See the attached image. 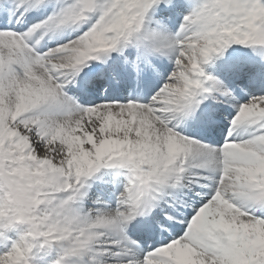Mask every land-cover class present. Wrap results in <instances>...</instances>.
<instances>
[{
    "label": "snow or ice",
    "instance_id": "snow-or-ice-1",
    "mask_svg": "<svg viewBox=\"0 0 264 264\" xmlns=\"http://www.w3.org/2000/svg\"><path fill=\"white\" fill-rule=\"evenodd\" d=\"M0 264H264V0H0Z\"/></svg>",
    "mask_w": 264,
    "mask_h": 264
},
{
    "label": "rangeland",
    "instance_id": "rangeland-1",
    "mask_svg": "<svg viewBox=\"0 0 264 264\" xmlns=\"http://www.w3.org/2000/svg\"><path fill=\"white\" fill-rule=\"evenodd\" d=\"M146 87L150 90L152 87H154V85H147ZM124 96L125 95L122 93L121 97L123 98ZM103 99H104L103 96H101L100 98H98L97 102H102Z\"/></svg>",
    "mask_w": 264,
    "mask_h": 264
},
{
    "label": "bare ground",
    "instance_id": "bare-ground-1",
    "mask_svg": "<svg viewBox=\"0 0 264 264\" xmlns=\"http://www.w3.org/2000/svg\"><path fill=\"white\" fill-rule=\"evenodd\" d=\"M132 95V90H131V93L129 94V96H131Z\"/></svg>",
    "mask_w": 264,
    "mask_h": 264
}]
</instances>
